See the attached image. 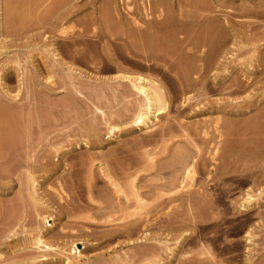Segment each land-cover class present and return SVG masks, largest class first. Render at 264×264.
<instances>
[{
  "label": "rangeland",
  "instance_id": "obj_1",
  "mask_svg": "<svg viewBox=\"0 0 264 264\" xmlns=\"http://www.w3.org/2000/svg\"><path fill=\"white\" fill-rule=\"evenodd\" d=\"M221 2L205 47L221 54L209 73L220 85L204 102L197 58L188 81L179 54H124L123 20L143 21V0H0V100L13 116H0V264H65L73 243L83 254L75 264H264V0ZM181 37L168 33L171 51ZM104 47L119 58L112 71ZM122 72L162 81L169 109L150 129L124 126L109 139L106 121L133 120L141 100L109 81ZM218 142L227 148L214 162ZM194 153L198 171L187 180L179 170ZM59 159L73 166L56 168ZM101 164L116 175L130 165L153 192L147 207L131 178H117L118 195ZM176 179L183 190L173 193ZM37 235L52 248L38 249Z\"/></svg>",
  "mask_w": 264,
  "mask_h": 264
},
{
  "label": "bare ground",
  "instance_id": "obj_2",
  "mask_svg": "<svg viewBox=\"0 0 264 264\" xmlns=\"http://www.w3.org/2000/svg\"><path fill=\"white\" fill-rule=\"evenodd\" d=\"M149 4L151 6L155 5L159 8V13L157 15V11L152 9L150 14L148 8ZM224 8L225 5L221 0H143V21L142 19L128 17L123 20L126 29L121 33V36L126 37V40H129L131 44L130 45L128 42L123 44L124 54H135L145 59L161 58L166 61L173 60L175 55L179 54L180 66L184 71L186 80L188 81L190 74L197 69L193 65V58H197L200 63L198 66L199 75L197 78V84L199 86L198 90L202 100L205 102L208 94L215 91V87L220 85L216 78L212 77L209 73L210 70L218 64L221 54L218 49L210 48L208 51L205 47H208L215 39L214 26H212V24L218 19V17H220V14L224 12ZM100 20V18H97V21ZM224 21L229 24L226 17L224 18ZM159 24H163L164 26L158 27ZM176 26H179L180 28L178 29ZM171 31L179 36L182 35L179 40L182 49L179 53L175 50L171 51V47L168 44L166 37ZM97 35L101 36L100 33H97ZM110 35L118 38L120 33L111 32ZM2 49H4V45L0 43V51ZM103 49V51H106L107 53L105 57L108 61L107 70L112 71L116 66L120 65L119 58L109 47H104ZM72 52L74 55L81 54L80 50L77 49H74V51L72 50ZM65 64L69 65L68 67L70 70L75 69L73 65H70L69 63ZM109 81L112 83H120L124 87H127L128 90L124 93L126 98L137 96L141 99L140 102L136 104L133 120L125 121V119H122V125L113 124L112 118L106 121L110 131L109 139L116 138V133L124 126H131L141 130L143 128L150 129L151 126L154 125L155 122H158L160 117L169 109V92L164 83L159 79L133 72H122L115 77L110 78ZM242 84L245 83L242 82ZM226 85L227 84L222 85L223 88H226ZM7 94L11 97L10 100H18L16 96H13L8 91ZM186 104L187 100L184 102V105ZM204 107L205 105L201 109L204 110ZM253 110L254 109L251 108V111ZM101 112L107 118L106 114L103 111ZM0 116L8 122L13 119L10 110L5 103L1 102V100ZM225 116L229 117L231 114L227 113ZM130 130L133 131V129ZM217 131L220 135L219 139H221L222 130L217 129ZM8 143L13 144L14 139L9 138ZM220 145L221 142H218L212 155L211 160L214 162L217 161L219 152L227 148L225 145L223 148L220 147ZM66 166H73V163L60 159L57 161L56 168H64ZM198 166L199 159L196 153L186 155L184 158V164L179 171H184L183 175L185 179L193 180L197 174ZM100 168L111 187H115L118 195H124L125 190L120 186L117 178H131L129 187L132 196L141 205V208L147 207L148 203L147 200L144 199V196L148 198L153 192H142V188L139 187V184L136 182L137 177L133 176L132 167L130 165L124 167L119 173H117L118 175L114 174L108 165L101 164ZM182 183L183 181L179 182V179H176L171 183V186L176 187L177 189L173 193L183 190ZM262 193L263 192H261L260 195ZM254 200L255 198L253 194L248 193L246 201L250 204ZM164 203L165 202L163 201L161 205H164ZM49 217L45 218L48 222L52 221ZM24 244H28L27 238L22 241L10 240L7 243V247L9 249H17ZM35 245L40 250H50L52 248L46 243L43 235H37ZM78 245L79 244L77 243L72 244V256L66 257L65 264H75V260L82 258V250L80 251ZM147 264L154 263L148 262Z\"/></svg>",
  "mask_w": 264,
  "mask_h": 264
}]
</instances>
